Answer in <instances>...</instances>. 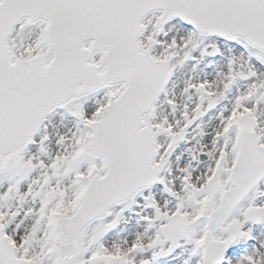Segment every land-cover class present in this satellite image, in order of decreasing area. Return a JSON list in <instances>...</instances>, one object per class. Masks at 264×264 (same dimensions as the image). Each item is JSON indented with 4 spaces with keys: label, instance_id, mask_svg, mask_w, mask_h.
Masks as SVG:
<instances>
[{
    "label": "snow or ice",
    "instance_id": "snow-or-ice-1",
    "mask_svg": "<svg viewBox=\"0 0 264 264\" xmlns=\"http://www.w3.org/2000/svg\"><path fill=\"white\" fill-rule=\"evenodd\" d=\"M0 264H264V0H0Z\"/></svg>",
    "mask_w": 264,
    "mask_h": 264
}]
</instances>
